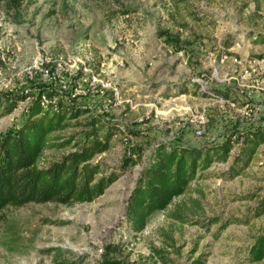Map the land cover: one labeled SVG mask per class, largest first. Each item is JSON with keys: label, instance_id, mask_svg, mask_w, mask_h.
<instances>
[{"label": "rangeland", "instance_id": "1", "mask_svg": "<svg viewBox=\"0 0 264 264\" xmlns=\"http://www.w3.org/2000/svg\"><path fill=\"white\" fill-rule=\"evenodd\" d=\"M214 88L236 101L209 95ZM40 89L51 92L44 103L86 110L59 135L81 139L95 114L120 129L96 159L138 161L90 202L4 206L0 264H52L50 247L99 264L105 244L124 264H262L248 248L264 234V210L255 216L264 142L240 174L223 177L235 143L227 162L152 212L140 232L130 231L125 203L152 144L217 143L262 128L264 0H0V95L26 96L0 116V133L20 125ZM61 152L46 150L39 164ZM177 208L183 220L169 216Z\"/></svg>", "mask_w": 264, "mask_h": 264}, {"label": "trees", "instance_id": "2", "mask_svg": "<svg viewBox=\"0 0 264 264\" xmlns=\"http://www.w3.org/2000/svg\"><path fill=\"white\" fill-rule=\"evenodd\" d=\"M209 95L236 101L230 89L214 88ZM41 96L49 100L51 92L38 90L26 104L20 125L0 133V219L1 210L8 204L90 202L101 195L130 162L138 161V158L126 157L116 168L96 159L111 148L113 137L120 129L117 123L103 120L95 114L88 117V126L83 129L81 139L76 140L75 136L68 134L59 135L72 125L71 120L86 110L77 106L44 103ZM24 98V94L0 95V116L11 113ZM263 142L264 125L260 129L238 131L237 138L228 134L217 143L191 146L161 142L152 144L126 199L125 216L130 231L140 232L152 212L164 211L174 197L190 188L191 183L209 177L211 166L227 162L235 143L240 147L228 172H220L223 177L240 174ZM50 149L62 152L45 165H40L45 151ZM258 204L260 207L255 216L264 210V198L259 199ZM169 216L183 220L180 208L173 210ZM104 249L99 264H124L115 257L119 253L115 245L105 244ZM48 250L52 264H77L74 260L62 259L58 247ZM152 252L161 262L165 261L156 249L153 248ZM248 255L249 261L264 264V234L255 238L248 248ZM196 263L201 264L198 259Z\"/></svg>", "mask_w": 264, "mask_h": 264}, {"label": "built area", "instance_id": "3", "mask_svg": "<svg viewBox=\"0 0 264 264\" xmlns=\"http://www.w3.org/2000/svg\"><path fill=\"white\" fill-rule=\"evenodd\" d=\"M232 60H233L234 62H236L235 57H233ZM248 67H249V66H248ZM248 70H249V72H251V69H246V68H245V69H243V73H248ZM25 97H26V96H25ZM24 99H25V98H24ZM196 132L199 133L200 131L197 129Z\"/></svg>", "mask_w": 264, "mask_h": 264}]
</instances>
